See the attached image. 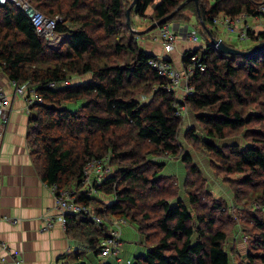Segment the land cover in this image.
Returning <instances> with one entry per match:
<instances>
[{
	"label": "trees",
	"instance_id": "trees-1",
	"mask_svg": "<svg viewBox=\"0 0 264 264\" xmlns=\"http://www.w3.org/2000/svg\"><path fill=\"white\" fill-rule=\"evenodd\" d=\"M132 1L32 0L47 16L62 18L56 31L65 38L56 48L20 7L0 5V66L10 79L33 84L43 98L30 108L31 157L44 182L67 188L79 183L88 161L111 154L113 172L99 185L100 194L81 192L77 199L94 206L99 217H125L137 227L147 250L132 264H231L226 243L237 220L227 211H233L227 199L210 190L190 152L180 156L186 168L183 185L174 175H163L166 164L157 159L180 155L183 117L177 110L186 104L204 131L199 136L195 127L185 130L190 145L204 143L211 168L230 183L235 205L247 206L252 234L264 248V49L249 55L223 53L201 22L217 35V15L264 18V0H198V6L190 0L166 21L189 22L187 11L192 10L198 17L192 25L206 42L183 53V66L191 63L192 54L204 66H195L193 93L183 100L164 87L168 77L149 64L156 54L134 39L116 40L123 27L130 29L126 11ZM184 1L160 0L153 18ZM153 2L137 0L131 10L144 16ZM248 34L264 40V30L249 28ZM86 74L88 78L73 80ZM65 80L69 82L58 88L47 85ZM149 92L151 98H140ZM240 132L241 142L219 146L213 140ZM101 195L113 200L105 202ZM67 219L66 229L88 235L98 252L106 224L82 213ZM241 262L264 264V253L248 251Z\"/></svg>",
	"mask_w": 264,
	"mask_h": 264
},
{
	"label": "crops",
	"instance_id": "crops-1",
	"mask_svg": "<svg viewBox=\"0 0 264 264\" xmlns=\"http://www.w3.org/2000/svg\"><path fill=\"white\" fill-rule=\"evenodd\" d=\"M159 2L160 0H154L152 11ZM187 14L193 16L190 10ZM192 20L193 18L190 21ZM178 23V26L173 24L179 37L171 56L180 64L183 52L197 47L198 44L186 35L191 25L186 22H181L182 25ZM148 47L154 54L164 55L163 47L158 41L152 42ZM10 80L0 66V87L9 96L6 105L8 120L2 127L3 134L0 139V242H5L9 248L19 251L22 259L17 263L10 255L5 254L7 264H54L65 258L71 264H127V259L133 263L136 255L144 254L147 250L144 245L138 244L143 242L144 237L134 224L128 223L122 227L121 258L102 259L96 248L90 245L88 235H75L74 230L68 231L57 220L56 197L42 179L29 150L27 133L30 111L27 110L24 97L15 94ZM170 158L159 157L158 160L163 159L173 171L171 162L178 161ZM169 174L177 175L173 172ZM180 179L182 183L185 174ZM101 196L105 202L113 200L110 196ZM46 216L53 218L52 226L48 228H44ZM240 233L239 226L235 227L229 237L228 244L232 252V248L243 252L247 246L248 240L245 242Z\"/></svg>",
	"mask_w": 264,
	"mask_h": 264
},
{
	"label": "built area",
	"instance_id": "built-area-1",
	"mask_svg": "<svg viewBox=\"0 0 264 264\" xmlns=\"http://www.w3.org/2000/svg\"><path fill=\"white\" fill-rule=\"evenodd\" d=\"M32 0H0V5L12 3L20 7L30 18L35 30L38 34L43 36L46 43L53 48H56L64 40L65 34L56 31L58 22L62 19L58 14L54 16H47L36 8ZM263 5L260 9H263ZM248 15L242 13L237 16H229L225 14H219L214 18V24L220 29L227 32H236L239 39L248 40V29L250 28L248 23ZM161 36L155 37V40L161 41L164 55H156L151 58L149 64L157 70L162 76L168 77L169 82L164 87L167 90H174L180 93V99L183 100L193 93V86L190 84L192 73L195 70V66L198 65L201 69L204 68L201 62L200 56L197 54L191 55V63L187 67L182 65L177 66L174 62L166 57L174 49L178 40V30L173 26V22L169 21L159 26ZM187 37L196 42L198 46H205L206 42L200 37V32L196 27L191 25L186 32ZM14 88L15 94H19L24 97L27 110L30 111L31 106L35 102H42L43 98L36 91V87L29 82H19L17 80H10ZM69 81H52L47 85L52 88H58L64 86ZM9 96L5 90L0 87V139L3 134V126L8 120L6 114V105ZM178 114L183 116L188 113L187 106L185 104L178 105ZM111 154H106L102 157H96L88 161L83 169V175L79 183L73 184L67 188H59L56 183L48 184L52 192L56 197V207L58 210L57 220H59L65 227L67 224V217L69 215H75L82 213L88 216L91 220L97 224H106L107 231L102 236L99 242L98 254L102 259L108 257H115L120 259L123 250V225L130 223L125 217H99L96 214L95 207L89 204H85L78 201V195L82 192L88 197H93L100 194L99 185L104 178L113 172V166L111 162ZM13 221H16L15 219ZM53 218L50 216L45 217L44 228L51 227ZM5 254L10 255L17 263L21 262L19 256L20 252L8 247L7 243L0 242V264H7L8 259ZM127 264H132V260L127 259ZM54 264H71L66 258L56 261Z\"/></svg>",
	"mask_w": 264,
	"mask_h": 264
},
{
	"label": "rangeland",
	"instance_id": "rangeland-1",
	"mask_svg": "<svg viewBox=\"0 0 264 264\" xmlns=\"http://www.w3.org/2000/svg\"><path fill=\"white\" fill-rule=\"evenodd\" d=\"M153 8L152 5H150L146 11V15L144 16H138L135 12H133L131 10L130 12V16L133 19V26L129 28L127 27H123V31L121 32V34L118 36V38H116V40H121L124 42H127L128 39H134V42H137L139 44V46L147 51H152L150 49V46L152 42H155V37L157 36H161L160 33V28L157 26L153 29L150 30H146L144 32L141 33H137L134 29L136 30H144L146 27H148L153 21H156L155 18H153V11L151 10ZM192 11V10H191ZM132 13V15H131ZM246 14V13H245ZM248 15V14H247ZM192 21L186 22L189 25H192L193 23H195V25L198 22V17L196 14H193V16H191L189 18L192 19ZM248 23L250 26V29L254 30L255 33H258L261 30H264V18L260 17V16H250L248 15ZM187 19V18H186ZM185 19V20H186ZM173 22V21H172ZM179 22V23H178ZM177 23L182 25L181 22H185V21H178ZM177 23L173 22V24L176 26ZM178 26V25H177ZM122 35V37H121ZM217 37H220L224 40L225 43L230 44L232 46H236L242 49H248L252 46H254L256 43L262 41V40H254L252 38H250L248 36V40H244V39H239V36L236 32H227L223 29H219L218 28V33L216 35ZM200 37L202 38L201 34ZM111 41H114L115 38L114 37H110ZM149 41H151V43H149ZM159 43H161L160 40H158ZM188 50V49H187ZM186 51V50H185ZM184 51V52H185ZM174 52V51H173ZM183 52V53H184ZM157 55V54H156ZM182 56L181 55V61L180 64H177L178 61H176L175 59H173V57L171 56V53L169 55H166L167 58H172L173 62L175 65L180 66L182 65ZM180 58V57H179ZM88 74L83 75V76H74L73 80H77V79H82V78H88ZM177 96L180 97V93L176 92ZM152 94V92H149V94H144L143 96H140V98H142L144 101L148 100L150 95ZM148 95V96H147ZM151 98V97H150ZM187 105L185 104V107ZM188 108V113L186 115L183 114V124H182V128H181V133H180V141L184 144V147L180 150V155L173 157L170 156V159H175L178 162H171L173 164V171L171 170V167L168 168V163L166 164V167L164 168V170L162 171V174H169L171 172L177 174L174 175L175 178L178 181H181L180 176L186 174V168H185V163L184 161L181 159L182 157L181 154L183 151H187L190 152L193 155L194 161L199 165V167L202 169V171L204 172L206 179H207V186L210 188V190H212L214 193H216L217 195H220L224 198L227 199L228 201V206H231L233 212L230 207L227 209L228 213H230L232 216L234 215V217H236L237 223L235 225V227L239 226V230H240V234L242 236V239L246 242V239L248 240V242H246L245 246V250L243 252H238L236 249L232 248V250H234V252H231V249L229 248V244L228 241L226 243V248L230 251L231 253V264H243L242 258L245 256V254L248 251H252V252H257V253H264V248H262L260 245H258L255 241L254 235L252 234V220H251V216L246 213L247 212V206L245 205H241L240 207L235 205V202L233 200V196L231 197V193L232 189L230 187V183L225 179L223 175H219L217 173H215L214 169L211 168L210 165V157L209 155L205 152V146L203 145L204 143L202 141H199L197 144H199L198 146H191L190 142L188 141L187 137V129L191 128V127H195L196 133L199 136L204 135V131L201 128V126L198 124V121L196 119V114L194 111L191 110V108ZM186 130V131H185ZM185 136V139H184ZM243 138V133H234V134H230L228 135V137H225L223 139H213L219 146L223 145L225 143H232V142H241ZM192 143V142H191ZM162 157H168V155H164ZM158 162H163L164 160H158ZM233 177L237 178L238 176L233 175ZM215 181V182H214ZM183 183V181H182ZM181 183V184H182ZM183 185V184H182ZM211 185V186H210ZM214 187V188H211ZM180 195H183V191L180 190ZM185 197V196H184ZM173 200V199H172ZM172 203H175V200L172 201ZM238 210V212H237ZM236 212L238 214V216L236 215ZM244 213L245 218H242L240 213ZM241 219H240V218ZM234 227V229H235ZM139 231V230H138ZM232 232V231H231ZM229 240V239H228ZM138 239L135 240V242H137ZM134 242V241H133ZM138 244L140 245H144L145 244L142 242H138ZM146 247V246H145ZM144 247V248H145ZM147 249V248H146ZM244 254V255H243ZM243 255V256H242Z\"/></svg>",
	"mask_w": 264,
	"mask_h": 264
},
{
	"label": "water",
	"instance_id": "water-1",
	"mask_svg": "<svg viewBox=\"0 0 264 264\" xmlns=\"http://www.w3.org/2000/svg\"><path fill=\"white\" fill-rule=\"evenodd\" d=\"M137 0H133L132 3L130 4V6L127 8V23L130 27H132L131 25V16H130V12L131 9L134 7L135 3ZM190 0H185L184 2H182L175 10H173L171 13L165 15L164 17L153 21L148 27H146L144 30H136L134 29L137 33H141L144 32L146 30H150L153 29L155 27H159L163 22L168 21L179 9H181L187 2H189ZM197 6L199 4L198 0H195ZM202 25L204 26L206 32L209 35L210 38V42L216 46L218 48V50H220L223 53L226 54H242V55H249V54H253L255 52H258L262 49H264V40L256 43L254 46L248 48V49H242L236 46H232L230 44H227L224 42V40L220 37H217L210 28H208L205 24V22L203 20H201Z\"/></svg>",
	"mask_w": 264,
	"mask_h": 264
}]
</instances>
